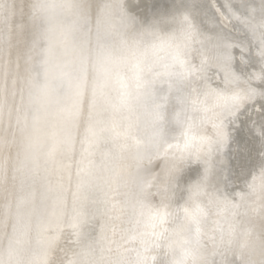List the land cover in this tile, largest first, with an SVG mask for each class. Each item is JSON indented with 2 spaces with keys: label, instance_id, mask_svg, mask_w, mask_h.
<instances>
[{
  "label": "snow or ice",
  "instance_id": "1",
  "mask_svg": "<svg viewBox=\"0 0 264 264\" xmlns=\"http://www.w3.org/2000/svg\"><path fill=\"white\" fill-rule=\"evenodd\" d=\"M0 264H264V0H0Z\"/></svg>",
  "mask_w": 264,
  "mask_h": 264
},
{
  "label": "bare ground",
  "instance_id": "2",
  "mask_svg": "<svg viewBox=\"0 0 264 264\" xmlns=\"http://www.w3.org/2000/svg\"><path fill=\"white\" fill-rule=\"evenodd\" d=\"M131 4L133 6L137 5L139 0H130ZM153 2H155L158 5H163L169 2V0H153Z\"/></svg>",
  "mask_w": 264,
  "mask_h": 264
}]
</instances>
